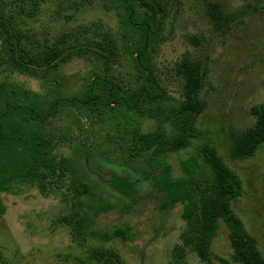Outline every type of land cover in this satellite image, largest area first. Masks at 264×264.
I'll use <instances>...</instances> for the list:
<instances>
[{"label": "trees", "instance_id": "1", "mask_svg": "<svg viewBox=\"0 0 264 264\" xmlns=\"http://www.w3.org/2000/svg\"><path fill=\"white\" fill-rule=\"evenodd\" d=\"M6 1L14 12H6ZM101 1L117 19L115 38L85 29L49 37L30 28L46 0H0V73L8 75L0 81V219L6 213L1 195L11 193L15 185L34 187L44 198L65 190L72 212L64 222L80 244L131 240L127 224L112 230L96 227V220L115 206L84 182L77 161L58 152L49 130L50 122L64 112L115 107L122 119H112L109 127L118 134V151L150 182L163 210L182 209V244L174 249V264H186L190 253L199 264H214L212 246L222 223L228 229L234 264H264L256 239L232 210L233 201L243 194L242 182L217 149L207 142L181 159L179 177L168 162L170 155L187 152L201 137L197 122L207 109L206 70L200 58L186 54L176 63L179 97L170 94L157 74L156 49L174 38L173 27L168 28L170 0ZM207 13L212 29L225 32L231 18L220 6L212 5ZM122 56L138 77L132 87L124 88L107 74ZM74 60L92 66L80 86L63 74ZM16 76L38 81L41 91L21 85ZM262 87L264 92V80ZM251 111L255 125L231 134L229 154L234 161L250 159L264 148V104ZM141 117L153 121L154 130L144 132ZM107 137L113 139L111 134ZM108 185L136 203V184L129 178L112 177ZM92 255L97 264H123L113 250L93 249Z\"/></svg>", "mask_w": 264, "mask_h": 264}, {"label": "rangeland", "instance_id": "2", "mask_svg": "<svg viewBox=\"0 0 264 264\" xmlns=\"http://www.w3.org/2000/svg\"><path fill=\"white\" fill-rule=\"evenodd\" d=\"M5 4L8 14L14 12L9 1ZM212 5H219L231 18L225 32L214 31L208 21L207 11ZM167 11L171 15L168 28L173 27L174 38L157 48L153 58L162 84L171 95L179 97L174 67L186 54L200 58L206 70L207 109L197 122L201 137L187 152L168 157L173 175L181 176V159L195 154L202 144L211 143L242 182L243 194L233 201L232 210L264 255V148L241 161L232 160L229 154L232 132L253 127L256 119L251 110L264 104V0H170ZM35 18L30 28L49 37L60 38L81 29L114 38L118 34L117 19L106 11L101 0H46ZM124 61L122 56L107 74L124 88L132 87L138 84V77ZM91 68L88 62L74 60L64 67L63 74L72 85L80 86L88 80ZM7 77L5 71L0 73V81ZM15 80L41 91L36 80L17 76ZM121 117L115 107L86 108L83 113H62L50 122L49 130L58 143V152L77 161L84 182L115 206L96 220V227L112 230L127 224L132 239L80 244L64 222L72 212L65 190L44 198L34 187L15 185L11 193L1 195L6 213L0 219V264H97L93 249L113 250L123 264H174V249L182 244V209L177 206L163 210L162 199L152 191L150 182L118 151V134L109 124ZM141 121L144 132L154 130L153 121L144 117ZM108 134L113 139H108ZM112 177H126L136 184V203L127 202L108 185ZM212 254L214 264H234L228 229L223 223ZM185 263L199 264V260L190 253Z\"/></svg>", "mask_w": 264, "mask_h": 264}]
</instances>
